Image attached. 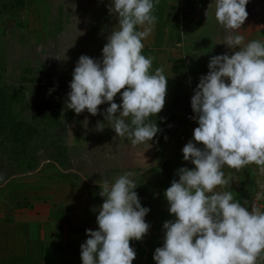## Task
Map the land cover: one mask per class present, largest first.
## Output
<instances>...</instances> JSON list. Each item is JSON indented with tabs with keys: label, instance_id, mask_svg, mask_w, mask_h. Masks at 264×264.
<instances>
[{
	"label": "clouds",
	"instance_id": "obj_1",
	"mask_svg": "<svg viewBox=\"0 0 264 264\" xmlns=\"http://www.w3.org/2000/svg\"><path fill=\"white\" fill-rule=\"evenodd\" d=\"M158 2L108 0V13L117 23L106 37L100 59L78 58L65 100V108L77 115L86 110L96 116L98 106L108 104L100 114L116 137L149 148L161 132L156 119L149 118L162 111L168 84L163 68L153 71L152 58L142 54L143 41L156 22L153 11ZM248 3L210 0L208 5L227 33L223 45L231 54L212 56L207 74L199 77L193 90L189 119L198 126L182 148L183 160L193 167L176 170L178 179L163 193L172 219L162 225L163 244L154 250V264H257L264 254V211L255 205L250 210L244 206L247 201L242 204L232 191L218 190L230 184L225 166L239 170L255 164L264 173V41L246 42L239 31L248 16ZM118 93L119 104L114 102ZM104 125L98 122L96 131H103ZM131 175L125 172L98 184L103 203L92 209L97 228L85 230L82 264L135 260L130 241L142 240L151 225L145 220L150 209L142 206ZM7 182L0 174V185ZM256 199H261L259 193Z\"/></svg>",
	"mask_w": 264,
	"mask_h": 264
},
{
	"label": "rangeland",
	"instance_id": "obj_2",
	"mask_svg": "<svg viewBox=\"0 0 264 264\" xmlns=\"http://www.w3.org/2000/svg\"><path fill=\"white\" fill-rule=\"evenodd\" d=\"M183 2L188 13L168 31L170 40L164 47L155 48L162 50L166 63L175 68V60L182 62L177 67L181 76L174 81L168 78L162 111L157 118H149L153 122L156 119L161 129L149 148L116 137L100 114L108 104L98 106L96 116L86 110L77 115L65 108L78 58L87 55L100 59L106 37L117 23L108 13V0H0V98L9 106L8 112L0 115V174L8 181L0 185V217L11 210L12 227L35 223L46 213L54 217L70 214L76 198L84 194L88 200L82 197L80 204L90 206V199L99 194L98 184L105 179L114 181L125 172L132 174L135 183L137 179L145 182L143 176L148 182H156L151 177L155 166L162 182L178 178L176 170L186 166L182 148L198 126L189 119L193 115V90L199 77L207 74L212 56L231 54L223 43L224 47L217 45V25L206 0ZM258 14H264V4ZM79 32L84 34L79 36ZM148 42L149 38L143 41L144 48L150 49ZM166 68V77H172L171 68L167 64ZM114 102L120 103L119 93ZM98 122H105L103 131H96ZM150 166L152 175L144 171ZM261 174L247 206L250 210L255 205L264 211ZM164 191L161 189L162 195ZM258 193L260 200L256 199ZM6 200H10V207ZM263 262L264 254L257 264Z\"/></svg>",
	"mask_w": 264,
	"mask_h": 264
},
{
	"label": "crops",
	"instance_id": "obj_3",
	"mask_svg": "<svg viewBox=\"0 0 264 264\" xmlns=\"http://www.w3.org/2000/svg\"><path fill=\"white\" fill-rule=\"evenodd\" d=\"M206 2L208 7L210 0H206ZM183 3V0H159L158 3H155L153 14L156 16V22L151 35L148 37L150 49H143V55L152 58V67H155V69L163 68L165 75L167 71L166 64L171 68L173 76L167 78H171L170 80L173 81L177 76H181V73L177 71V67L182 60H175V68L171 62L166 63L164 57L166 54L162 53V50L155 51V48L157 46L158 48L164 47L163 44L170 40L168 31H172V28L176 26L175 24L181 22L182 16L188 13L186 7H182ZM263 4L264 0H249L246 5L248 16L239 30L245 36L246 42L250 40L264 41V14H258V10ZM209 12L211 18L214 17V9H210ZM208 21L210 24L212 23L211 19H208ZM215 24L217 25V45L224 47L221 44L224 43L227 33L221 26ZM189 140L191 138H188L187 142ZM184 163L186 166L183 167L190 165V162L184 161ZM152 168L154 170L151 177L156 178V182H148V179L143 176L145 182H140L137 179L136 183L137 188L135 191L138 193L142 206L150 209L145 220L151 227L142 240L130 241V246L136 250V258L132 264H154L152 259L154 250L163 244L162 225L168 218H172L168 212V204L161 194V189L166 190L170 186V182L167 179L164 182L160 180L161 177L156 174L159 172L158 166ZM152 168L150 166L144 171L150 173ZM223 171L225 177L230 180V184L218 190L232 191L236 200L242 204L247 201L244 206H249L262 175L258 167L255 164H249L244 168L235 170L225 166ZM141 184L148 187L142 189ZM79 195L81 197L83 194ZM82 197L87 202L88 198L85 194ZM81 198L78 200L76 198L74 208L68 210V212H71L70 214L54 217L46 213L45 217L36 221L38 223L29 224V222H25L21 226L12 227L10 223L12 217L8 215L12 213L11 210L9 213H4L0 217V264H82L80 245L88 238L85 230H96L97 228V213L92 209L94 207L98 208L103 203V198L97 193L90 199L92 202L87 207L80 204L82 202ZM5 205L10 207V200H6ZM75 211L77 212L75 213ZM9 231L11 234H9Z\"/></svg>",
	"mask_w": 264,
	"mask_h": 264
},
{
	"label": "trees",
	"instance_id": "obj_4",
	"mask_svg": "<svg viewBox=\"0 0 264 264\" xmlns=\"http://www.w3.org/2000/svg\"><path fill=\"white\" fill-rule=\"evenodd\" d=\"M1 94H2V92H0V96H1ZM15 96H13V97H11L10 98V100H13L12 98H14ZM7 102H6V100H5V98H0V115L2 116V115H5V111L6 112H8V107H7ZM59 116H61L60 114H58ZM36 118V117H35ZM2 129H4V130H6V125H4L3 123H2ZM17 132H19V130L18 131H16V132H14L16 135H17Z\"/></svg>",
	"mask_w": 264,
	"mask_h": 264
}]
</instances>
